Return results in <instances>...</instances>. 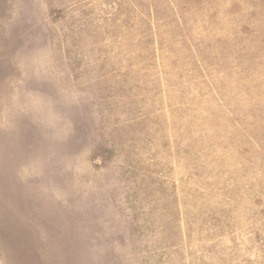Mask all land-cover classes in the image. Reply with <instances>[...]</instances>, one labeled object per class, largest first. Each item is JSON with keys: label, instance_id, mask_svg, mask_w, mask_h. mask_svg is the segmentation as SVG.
<instances>
[{"label": "rangeland", "instance_id": "374dc122", "mask_svg": "<svg viewBox=\"0 0 264 264\" xmlns=\"http://www.w3.org/2000/svg\"><path fill=\"white\" fill-rule=\"evenodd\" d=\"M0 214L36 264H264V0H0Z\"/></svg>", "mask_w": 264, "mask_h": 264}, {"label": "crops", "instance_id": "0c3cea01", "mask_svg": "<svg viewBox=\"0 0 264 264\" xmlns=\"http://www.w3.org/2000/svg\"><path fill=\"white\" fill-rule=\"evenodd\" d=\"M15 225L6 214H0V264H36L29 259L26 236H21L19 226Z\"/></svg>", "mask_w": 264, "mask_h": 264}]
</instances>
